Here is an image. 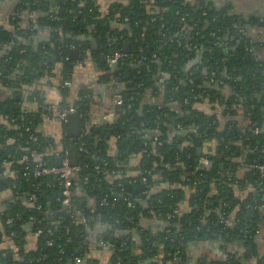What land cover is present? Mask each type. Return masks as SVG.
<instances>
[{
  "label": "trees",
  "instance_id": "obj_1",
  "mask_svg": "<svg viewBox=\"0 0 264 264\" xmlns=\"http://www.w3.org/2000/svg\"><path fill=\"white\" fill-rule=\"evenodd\" d=\"M17 3L0 23V264H264V172L253 168L264 162V57L249 38L264 20L207 0H117L105 16L97 0ZM40 31L48 35L34 43ZM125 41L130 53L111 81L122 105L112 123L96 122L93 90L73 85L76 64L89 52H124ZM97 62L107 83L111 68ZM56 76L53 107L37 85ZM70 107L80 115L78 137L56 120ZM45 119L57 121L60 138L40 131ZM62 149L84 166L73 179L78 213L61 205L54 177L33 173L57 164L52 152ZM31 155L36 160L23 159ZM131 156L138 161L129 169ZM149 219L161 222L159 230L143 224ZM93 232L105 243L97 244L106 252L101 262L90 257ZM28 235L36 237L33 249ZM206 242L222 256L195 258L192 249Z\"/></svg>",
  "mask_w": 264,
  "mask_h": 264
},
{
  "label": "crops",
  "instance_id": "obj_2",
  "mask_svg": "<svg viewBox=\"0 0 264 264\" xmlns=\"http://www.w3.org/2000/svg\"><path fill=\"white\" fill-rule=\"evenodd\" d=\"M117 0H97V4L99 6V11L101 12L102 16H105L109 12V8L111 5L116 2ZM195 1V0H192ZM208 2H212L215 6L224 7L225 4H229L232 8V11L239 16H242L246 20H254L257 19L259 22L260 20H264V0H207ZM17 0L10 1V0H0V23H5V19L7 15H10L13 13L14 9L17 8ZM23 14L25 17L28 15V11H23ZM32 15L30 14V18ZM48 33L45 31H40L38 35L34 37V43L39 40H44L47 37ZM249 38L251 42L255 43V51L256 53L262 57H264V27L258 26L254 24L249 28ZM85 40V38H83ZM125 43H129L128 41H125ZM124 43V44H125ZM124 44H123V50H124ZM115 51V50H111ZM88 53V52H87ZM87 61L85 63L81 62V66H77L76 64V71L73 76V85L77 88H80L82 86H87L93 90V96H94V104H93V111H92V117L93 120L103 121L104 116L108 115V118L105 120L108 123H112L114 121V115L115 110L114 108V100L117 96L115 95V90L112 86L111 81H115L114 75L119 71L118 67H114L110 69L111 76L107 77L105 80L108 82L103 83L100 81V78L102 76V71L100 69V64L97 62L99 60V56L97 58H93L92 54H87ZM56 74V73H55ZM51 85H49V84ZM38 90L41 92V94L45 98V102L48 103L50 106L55 107L58 104V101L60 99L59 96V90H58V78L57 76L49 77V78H43L39 84L37 85ZM33 88H29L28 90H32ZM116 107V106H115ZM202 110H204L207 114L210 120L213 119L214 113L211 111L209 104H203L199 106ZM116 109V108H115ZM218 118L221 120L222 117L220 116V111L217 113ZM240 121V126H245V121L242 117L238 118ZM57 121H50L48 119H45L43 122V125L40 128V131L44 133H48L50 135H56L57 138L61 137V131ZM208 146V145H207ZM209 149V148H208ZM206 150V149H205ZM115 151L112 148L111 155H115ZM138 158L136 156H131L128 158V167L131 169L132 167L137 166ZM225 169V167H224ZM133 171V170H131ZM244 169H239L237 175L242 176L244 173ZM131 174H134L132 172ZM130 175V174H129ZM81 192V193H80ZM79 194H82V188L80 189ZM2 206L0 203V211H2ZM186 205H182L180 210H185ZM143 224L147 227H150L153 231L159 230V227H161V222L156 219H149V220H143ZM95 232L91 233L89 235L90 237V243L93 246V251L91 252L92 258H94L96 261H103L106 257V252L100 251L97 248L98 244V238L99 236H95ZM27 240L29 242L28 248L33 249L35 246V240L36 237L32 235H28ZM259 246H258V252L260 253V257L264 256V236L259 239ZM192 254L195 256V258L200 256L210 257L211 259L221 257L222 253L217 248L216 243L214 245L212 243L206 242L201 243L198 245L197 249H192ZM99 263V262H98ZM97 264V263H96Z\"/></svg>",
  "mask_w": 264,
  "mask_h": 264
},
{
  "label": "built area",
  "instance_id": "obj_3",
  "mask_svg": "<svg viewBox=\"0 0 264 264\" xmlns=\"http://www.w3.org/2000/svg\"><path fill=\"white\" fill-rule=\"evenodd\" d=\"M203 15H205V13H203ZM125 21H127V18H125ZM187 23H183L180 30H179V35L182 34L183 31L186 30L187 28ZM128 56V54L124 51L121 50H115L111 55L108 56H103L100 55V58L103 60L104 62L107 64V66L109 68H113L112 66H116L122 59L126 58ZM81 62L77 63V66H81ZM63 86L71 89L72 88V82L70 80H66L63 82ZM114 106H120L122 105V98L120 96H117L114 100L113 103ZM77 113L76 108L74 107H70L67 108L59 113L56 114V120L61 122V123H66L67 121V117L69 114H74ZM80 116V115H79ZM108 118V115L104 116V119L106 120ZM259 132V130L256 128L255 129V134H257ZM154 140L156 141V137L154 138ZM52 155H54V158L56 159V161H60L59 165L54 164L51 166H47V165H40V166H36V168L33 170L34 176L35 177H41V176H52L54 177L58 182H59V186L61 188V205L64 208H67L68 210H70L71 212L74 213H78L79 210L77 209V206L74 203V199H73V179L76 176V174L80 171L83 170L84 166L80 165V164H71L70 162V158H69V152L67 149H62L61 152H52ZM36 156L31 155L29 157L25 156L23 159L24 160H28L31 159L36 160ZM203 165H208V161L206 159H202L201 160ZM99 166H96L95 169L99 170ZM253 168H255L257 171H259L260 173L264 172V162L262 164H257L254 165ZM84 182L86 183V179H84ZM130 200V199H129ZM128 207L130 208H134V204L131 201H128L127 203ZM174 214H179L180 210H174L173 212ZM73 217V216H72ZM171 216H168V218H170ZM73 221H78L76 218H74ZM82 223L85 224V219L81 218ZM47 234H52V230L50 229H46ZM37 234H42L43 230L42 229H38ZM98 245H105V243L103 242V240L101 238H98ZM50 245V244H49ZM75 264H83L82 261L79 258H75L74 260ZM112 264V263H109ZM118 264V263H117Z\"/></svg>",
  "mask_w": 264,
  "mask_h": 264
},
{
  "label": "water",
  "instance_id": "obj_4",
  "mask_svg": "<svg viewBox=\"0 0 264 264\" xmlns=\"http://www.w3.org/2000/svg\"><path fill=\"white\" fill-rule=\"evenodd\" d=\"M124 51L129 54L130 53V44L129 43H125L124 44ZM113 51L110 52V54H112ZM72 56L74 58L77 57V51L74 50L71 52ZM114 67H119V64H117L116 66H112ZM18 98V97H17ZM81 119L79 114L74 113V114H69L67 117V121H66V126H67V132L69 134L70 137H78L81 131ZM198 154L200 155V150H198ZM59 160L57 161V165H59ZM221 169L223 170L225 167V163H222L220 165ZM231 169V165H229V170ZM254 215V210H249L248 211V216L249 217H253ZM71 264V261L69 262Z\"/></svg>",
  "mask_w": 264,
  "mask_h": 264
},
{
  "label": "flooded vegetation",
  "instance_id": "obj_5",
  "mask_svg": "<svg viewBox=\"0 0 264 264\" xmlns=\"http://www.w3.org/2000/svg\"><path fill=\"white\" fill-rule=\"evenodd\" d=\"M10 1H13V3H14V1H16V0H10ZM2 24H3V23H2ZM7 50H9V47H4V50H3V51H7ZM251 50L254 52L255 55L259 56V55L256 53L254 47H253ZM89 54H90V52H89ZM99 58H100V55H99ZM259 58H261V56H259ZM85 60H87V59H85ZM258 73H259V72H258ZM262 88H264V83L262 84ZM17 99H18V98H17ZM173 122H174V120H173ZM226 169L229 170V166H227ZM231 169H232V165H231ZM231 169H230V170H231ZM241 169H244V170H245V168H241ZM194 260H195V259H194ZM194 260H193V262H194Z\"/></svg>",
  "mask_w": 264,
  "mask_h": 264
}]
</instances>
